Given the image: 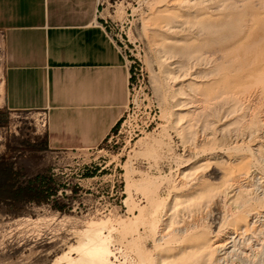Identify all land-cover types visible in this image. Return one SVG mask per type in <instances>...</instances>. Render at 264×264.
Returning a JSON list of instances; mask_svg holds the SVG:
<instances>
[{
    "label": "rangeland",
    "instance_id": "obj_1",
    "mask_svg": "<svg viewBox=\"0 0 264 264\" xmlns=\"http://www.w3.org/2000/svg\"><path fill=\"white\" fill-rule=\"evenodd\" d=\"M112 2L132 66L117 129L74 143L0 111V163L56 191L0 205V264H53L91 223L112 264H264V0Z\"/></svg>",
    "mask_w": 264,
    "mask_h": 264
},
{
    "label": "crops",
    "instance_id": "obj_2",
    "mask_svg": "<svg viewBox=\"0 0 264 264\" xmlns=\"http://www.w3.org/2000/svg\"><path fill=\"white\" fill-rule=\"evenodd\" d=\"M113 4L0 0V111H48V131L104 141L124 115L132 71L106 32Z\"/></svg>",
    "mask_w": 264,
    "mask_h": 264
},
{
    "label": "bare ground",
    "instance_id": "obj_3",
    "mask_svg": "<svg viewBox=\"0 0 264 264\" xmlns=\"http://www.w3.org/2000/svg\"><path fill=\"white\" fill-rule=\"evenodd\" d=\"M221 233L216 232V235H221ZM112 234L111 228L107 225L91 223L76 233V242L69 245L53 264H112L111 258H116L109 246L113 239ZM228 234V232L225 233V235ZM233 234L236 235L234 232ZM235 239L228 235L225 243L216 246V251L221 254L219 255L222 258L220 260H227L228 257L234 256L237 246Z\"/></svg>",
    "mask_w": 264,
    "mask_h": 264
},
{
    "label": "trees",
    "instance_id": "obj_4",
    "mask_svg": "<svg viewBox=\"0 0 264 264\" xmlns=\"http://www.w3.org/2000/svg\"><path fill=\"white\" fill-rule=\"evenodd\" d=\"M120 123L115 127L117 129ZM0 205L1 204H28L41 203L49 200L48 192L56 193L51 188L52 180L49 178H37L27 182H21L22 171L11 163H0Z\"/></svg>",
    "mask_w": 264,
    "mask_h": 264
},
{
    "label": "built area",
    "instance_id": "obj_5",
    "mask_svg": "<svg viewBox=\"0 0 264 264\" xmlns=\"http://www.w3.org/2000/svg\"><path fill=\"white\" fill-rule=\"evenodd\" d=\"M37 116L39 118V126L41 129H43L44 134H46L48 131L49 122H50L49 112L48 111H42V112H39V114H37Z\"/></svg>",
    "mask_w": 264,
    "mask_h": 264
}]
</instances>
